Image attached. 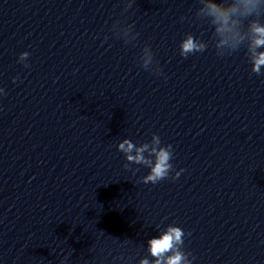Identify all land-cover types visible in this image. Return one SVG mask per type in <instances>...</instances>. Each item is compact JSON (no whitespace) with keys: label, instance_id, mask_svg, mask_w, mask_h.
I'll return each mask as SVG.
<instances>
[{"label":"water","instance_id":"water-1","mask_svg":"<svg viewBox=\"0 0 264 264\" xmlns=\"http://www.w3.org/2000/svg\"><path fill=\"white\" fill-rule=\"evenodd\" d=\"M209 3L238 6L235 49L221 44L229 34L215 31ZM242 11L240 0H0V206L133 197L264 170V67L252 72L249 51L264 0ZM188 34L207 48L184 58ZM125 139L172 145L169 177L143 183L150 168L118 151Z\"/></svg>","mask_w":264,"mask_h":264},{"label":"clouds","instance_id":"clouds-1","mask_svg":"<svg viewBox=\"0 0 264 264\" xmlns=\"http://www.w3.org/2000/svg\"><path fill=\"white\" fill-rule=\"evenodd\" d=\"M243 5L241 15L249 16L256 11L260 5L261 0H240ZM208 14L215 18V22H220L221 26L216 28L215 31L225 35L229 34L221 44L228 43V39L232 40V48L235 49L243 37H240L239 32L235 31L236 21L230 24L232 14L237 13L239 8L237 5H231L228 8L220 6L216 3H209L207 5ZM250 31L253 34L249 51L252 53V72L256 75H261V68L264 67V51H257V49L264 48V26L253 20L250 24ZM207 48L206 44L200 39L195 38L193 35L188 34L181 41L179 45L180 55L187 58L189 55L195 53H202ZM147 59L144 60V66L152 62V54L147 50ZM26 56L27 53L22 54ZM155 145L159 146L161 141L159 136H153ZM118 151L125 155L127 161L138 165H145L150 168L149 173L142 178L145 184H156L169 177V173L173 171V165L169 161L173 158L172 145L163 147H149L145 143L139 147L133 144L130 140H123L117 145ZM154 156L155 162L146 157ZM134 153V154H133ZM127 167V165H125ZM183 169H181V172ZM181 172H176L172 177L173 180L177 179ZM185 232L178 226H169L167 230L158 238H152L148 241L149 252L152 257L156 258L154 264H191L186 254L181 250L184 243ZM140 264H149L145 258L140 261Z\"/></svg>","mask_w":264,"mask_h":264}]
</instances>
